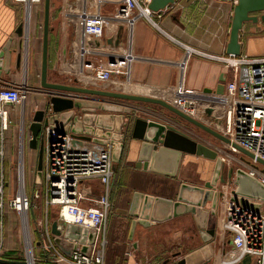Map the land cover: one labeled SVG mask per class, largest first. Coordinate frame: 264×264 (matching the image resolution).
I'll return each instance as SVG.
<instances>
[{"label": "built area", "instance_id": "built-area-1", "mask_svg": "<svg viewBox=\"0 0 264 264\" xmlns=\"http://www.w3.org/2000/svg\"><path fill=\"white\" fill-rule=\"evenodd\" d=\"M41 1L13 0L23 4L29 15L32 7ZM109 4L115 5V10L103 13V7ZM60 14L62 27L72 29L70 55L75 79L72 83L69 80L70 85L113 91L117 90L112 88L115 82L130 81L131 66L136 60L131 47L132 26L138 19L150 20L152 12L147 5L142 7L137 0H63ZM117 24L125 30V45H112L106 52L101 51L104 44L100 41ZM115 39L114 34L113 43ZM186 50L220 64L231 74V79L222 92L188 90L178 84L169 88V99H158L220 134L229 142L223 143L224 146L233 153H241L237 147L251 154L252 158L241 153L249 163L238 162L264 186L263 171L254 167L259 164L257 160L264 162V56H214ZM87 56L101 59L94 62L87 60ZM27 95L26 87L0 90V264H104L105 228L111 209L112 145L76 140L50 127L41 132L43 168L40 186L46 198L45 205L49 209L58 208L55 222L61 235L66 224L95 233L93 243L85 245L88 247L86 253L81 252L84 245L79 243L69 256L55 246L47 209L44 218L29 221L32 202L24 188L19 189L11 200L7 199L5 141L9 117L6 106L23 105ZM91 179L98 180L102 187V193L96 199L89 197L82 188V183ZM213 189L217 194L223 192V197L221 202L218 200L213 215L215 237L209 246L216 244L218 238L230 242L216 264H264V205L259 210L246 208L231 201V194H227L224 186L217 185ZM7 210L20 217L27 257L24 260L7 258L4 240ZM208 262L215 264L212 250Z\"/></svg>", "mask_w": 264, "mask_h": 264}, {"label": "crops", "instance_id": "crops-1", "mask_svg": "<svg viewBox=\"0 0 264 264\" xmlns=\"http://www.w3.org/2000/svg\"><path fill=\"white\" fill-rule=\"evenodd\" d=\"M137 1L142 7L150 2V0ZM23 7L9 0H0V52L6 43L11 40L8 47L10 53L7 64H3V58H0L2 59L0 90L11 87H26L28 95L31 92V95H27L29 101L23 105L6 106L9 123L10 121H18L22 132L24 129L28 132L27 126L32 120L33 113L45 109L49 99L47 93L49 92L37 89L40 86L42 55L43 27L38 23L41 9L39 5L32 7L28 26H25V7ZM234 7L235 3L230 0H175L173 4L164 10L157 13L152 12L150 20L142 18L135 21L132 26L131 47L136 60L131 66L130 82L151 90H169L170 87H176L178 84L188 90L211 91L220 87L223 90L231 79V74L215 61L193 52L189 53L186 48L206 55H227L226 47L229 42ZM115 8V5L109 4L105 5L102 10L103 13L107 14L112 13ZM261 15L263 14L257 16L260 18ZM57 16V21L60 24L58 31H55L54 26L53 28L49 26L47 81L50 82L49 78L51 73L54 72L56 80L51 83L73 86L70 85L75 79L72 75L74 73L73 57L70 55L72 29L68 30L62 27L60 11ZM49 23L50 25L53 23L51 6ZM19 25L24 26L20 37L15 33ZM41 27L42 32L39 36L38 28ZM112 28L111 33L106 34L103 40L100 41V44L102 42L104 44L100 48L101 51L106 52L109 46L115 45L116 39L114 43L112 40L110 44L107 43V39L108 36L113 39L114 34L116 37L118 28H121V40L117 46L125 45V30L122 25L117 24ZM56 32L59 36L58 39L56 38L53 41L51 36L54 35L55 38ZM238 41L241 47L240 54L264 56V21L259 19L257 23H243ZM86 59L97 62L101 57L87 56ZM75 65L77 70V62ZM55 93L64 97L68 96L67 93L63 92ZM141 96L152 97L146 94ZM79 98L103 101V98L92 97L88 99L85 96H79ZM137 104L134 108L130 106L131 111L137 114L135 117L144 119L150 117L151 120L172 126L187 135L184 128H182L183 125L152 117L154 113L159 112V109L156 108L163 109L162 107L147 103ZM18 107L24 109L23 119H21V114L19 116L12 110ZM29 139L30 134L28 132V141ZM127 142L122 159L118 164H113L109 194L111 209L105 228L104 264H163L165 262L163 253L166 252L167 248H180L185 240L194 238V235L189 236L191 228L189 220H192L194 224L192 216L188 213L182 214L162 223L152 224L149 227L137 224L132 238L129 239L132 218L118 213V210H128L132 195L135 192L175 201L181 184L203 187L187 182L181 174L184 164L190 158L202 157L183 155L176 177L170 178L137 169L135 163L140 151V142L134 140H128ZM33 152L36 158V151ZM82 188L93 199H96L102 193V187L96 179L83 182ZM114 205L115 210L113 211ZM209 206L208 204L207 207L209 208ZM213 219V215H209L208 229L214 230ZM197 234L199 236L198 231ZM217 240H219V246L216 248V245H214L211 248L215 264L219 261L222 252L228 250L229 247L226 244L229 239L221 240L218 238ZM199 248L198 246L192 251ZM188 252L182 253L186 255ZM172 263L173 260L171 263L169 262V264Z\"/></svg>", "mask_w": 264, "mask_h": 264}, {"label": "water", "instance_id": "water-1", "mask_svg": "<svg viewBox=\"0 0 264 264\" xmlns=\"http://www.w3.org/2000/svg\"><path fill=\"white\" fill-rule=\"evenodd\" d=\"M235 3L233 17L230 28L229 42L226 47L227 55H240L239 32L243 23H257L260 19L264 21V0H230ZM175 0H150L147 7L157 13L164 10ZM43 34H42V55L40 71V88L42 91L49 92L48 101L44 110H38L33 113L32 120L27 126L30 134L28 141L29 149L36 151V176L35 184L42 183L43 168V137L41 132L50 127L61 135L69 134L72 138L80 141H90L99 145L110 144L113 146L112 162L118 164L122 157L124 149V139L140 142V151L135 163L137 169H143L151 173H157L166 177L175 178L183 155L202 157L214 162L212 176L209 182L203 187L181 184L175 201L143 195L135 192L132 195L128 210H118V213L132 218L129 239L137 224L143 227H149L155 223H162L182 214H190L194 225L199 233L202 245L199 249L191 251L178 261L172 264H206L211 257V250L208 247L214 239V230L208 229L209 215H215L218 200L223 197V192L217 194L214 187L217 182L224 184L225 180L220 175L223 168L222 160L217 152L209 146L194 140L193 138L181 133L172 126L141 117H125L122 115L105 114V112L115 111L129 114L131 109L123 105L124 102L147 103L158 105L169 111L181 120L197 127L214 139L228 144V140L216 133L212 129L199 123L198 121L181 113L166 101L155 97H147L123 92H111L84 87L68 86L63 84L51 83L47 81L48 69V37H49V13L50 0H44L43 7ZM263 14L259 18L257 15ZM25 26H28V23ZM115 29V28H112ZM110 29L108 35L111 33ZM24 30L23 25H19L16 34L20 37ZM115 40L117 46L121 40V28H118ZM112 39L108 36L107 43ZM9 40L0 52V58H3V64H7L9 56ZM2 59H0V68H2ZM1 70V69H0ZM55 92L67 93L70 96L63 97ZM205 92H210L205 90ZM217 92H222L218 88ZM79 96L89 98H103V101H92L93 99L83 100ZM106 100V101H105ZM109 100L113 102L110 106ZM123 104H120V103ZM21 119L24 116V109H21ZM77 111V112H75ZM96 111H99L96 113ZM234 147V146H233ZM242 154L252 158L248 152L237 148ZM264 166V162L257 160ZM232 171L228 172L227 178L230 180ZM234 184L236 190L232 192L230 200L238 202L240 205L253 210H259L264 204V186L247 172L239 169L234 174ZM256 203H251L250 201ZM210 205L209 208L207 207ZM51 234L55 246L66 256L75 249V244H83L82 253L88 251V247L93 243L95 233L85 228L71 224H66L64 232L61 235L57 230L56 222H52ZM173 255L172 258H175ZM248 260V259H246ZM165 261L163 264H169ZM25 264V263H13Z\"/></svg>", "mask_w": 264, "mask_h": 264}, {"label": "rangeland", "instance_id": "rangeland-1", "mask_svg": "<svg viewBox=\"0 0 264 264\" xmlns=\"http://www.w3.org/2000/svg\"><path fill=\"white\" fill-rule=\"evenodd\" d=\"M12 1L13 0H9ZM5 2V1H4ZM43 3L44 0H42L39 3L40 11L41 13L38 16V23L41 24L43 27ZM50 6H51V14L53 17V26L55 27V31H58V28L60 27V24L57 21L58 14L62 5L61 0H50ZM15 4H17L15 2ZM24 6L23 4H20ZM24 8V7H23ZM34 8V7H33ZM29 13L28 11H24V22L28 23L29 21ZM38 25V27H39ZM42 27L38 28L39 36L42 32ZM58 33L56 32L55 38L54 35L51 36V39L54 41L56 38L58 39ZM52 42V41H51ZM54 72L51 73V76L49 78L50 82L55 81L54 78ZM55 83V82H54ZM39 90H41L40 86H38ZM111 91V90H110ZM111 92H123L124 91H118L113 90ZM31 92H29V95ZM28 95V96H29ZM29 101V97L25 102ZM110 102V106H113V102L117 101H107ZM120 103V102H119ZM123 105H128L134 108L138 104L134 102H125ZM115 107V106H113ZM16 108V107H14ZM156 109H159V112L152 117L154 119H162L171 121L175 124H181L183 125L182 128H184V131L187 135H189L191 138L197 140L200 143L205 144L206 146H209L214 151L217 152L218 156L223 160V168L221 170V176L225 180V183L222 184L220 181L217 182L219 186H224L227 194H232L233 191L236 190V186L234 184V174L236 170H243L248 171L249 169L241 166L239 160H243L246 163H249V160L243 156L241 153H233L228 147H225L224 144L216 139H214L212 136L208 135L207 133L203 132L202 130L198 129L197 127H194L193 125L181 120L179 117L175 116L174 114L161 109L157 107ZM15 114H21V108L18 107L17 109H12ZM17 110V111H15ZM99 111H96V113ZM105 114H111V115H122L125 117H132L137 116V114L134 111H131L129 114L124 112H115V111H109L105 112ZM149 115V114H147ZM146 118V117H145ZM20 119V117H19ZM147 119H151L150 117ZM128 139L125 136V139L123 141L124 143V149L123 153L126 149ZM5 150H6V161H5V168H6V182H7V199L11 200L19 191V189L24 188L27 194L31 196V210L28 213L29 221L32 223V219L35 220V222L38 219L44 218L46 215V209L48 214V220L54 222L56 218L58 217V208H47L45 205V195L41 193L42 189L40 185L35 184V176H36V158L33 151H31L28 148V132L24 131L22 132L20 123L18 121L9 123V130L6 133V141H5ZM21 151L22 154H21ZM122 153V154H123ZM122 159V157H121ZM120 159V160H121ZM255 168H257L259 171H263L264 173V167L260 164L254 165ZM214 168V162L203 159V158H190L185 164L184 167L181 170L182 176L185 178V180L189 183H195L200 186H204L206 182H209L212 176ZM232 171V177L230 180H228L227 175L228 172ZM37 196V197H36ZM264 205V204H263ZM264 208V207H263ZM115 210V205L113 208V211ZM117 211V210H116ZM190 221V237L194 235V238L191 240H183L184 243H182V247H176L174 249H166V252H164V259L165 261H168L171 263L172 260L178 261L179 259L183 258L185 255L183 253L187 251H192L196 247H200L202 245V241L200 240V236L197 234V229L195 225L192 223V220ZM4 240H5V248L8 251L7 258L11 261L14 260H24L26 255L25 253V239L23 237L22 229H21V221L20 217L17 213L13 211H6L5 216V230H4ZM185 244V246H184ZM210 243H208V247L212 248L214 245H216V248L219 246V240L216 241V244L209 246ZM227 246L230 245V242L228 241ZM183 252V253H182ZM188 252V253H189ZM186 253V254H188ZM30 255V253H29ZM173 255H176L175 258H172ZM162 259V257H161ZM163 259V260H164ZM168 262V263H169ZM211 263V262H210ZM206 263V264H210Z\"/></svg>", "mask_w": 264, "mask_h": 264}, {"label": "bare ground", "instance_id": "bare-ground-1", "mask_svg": "<svg viewBox=\"0 0 264 264\" xmlns=\"http://www.w3.org/2000/svg\"><path fill=\"white\" fill-rule=\"evenodd\" d=\"M113 89L121 90L129 94H137V95H148L156 98H163V99H169L170 93L169 90L165 89H148L145 87H142L140 85L132 84L130 81L125 83H117L115 82L112 86ZM29 255V254H28ZM30 256V255H29Z\"/></svg>", "mask_w": 264, "mask_h": 264}, {"label": "trees", "instance_id": "trees-1", "mask_svg": "<svg viewBox=\"0 0 264 264\" xmlns=\"http://www.w3.org/2000/svg\"><path fill=\"white\" fill-rule=\"evenodd\" d=\"M49 26L51 27V28H53V23L50 25V23H49ZM52 30H54V29H52Z\"/></svg>", "mask_w": 264, "mask_h": 264}]
</instances>
